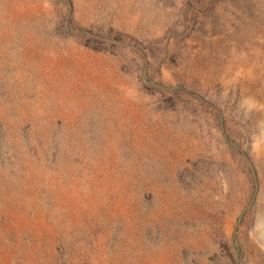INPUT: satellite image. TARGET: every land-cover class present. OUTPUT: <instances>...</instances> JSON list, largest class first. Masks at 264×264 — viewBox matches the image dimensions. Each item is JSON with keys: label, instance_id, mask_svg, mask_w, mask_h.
Segmentation results:
<instances>
[{"label": "rangeland", "instance_id": "1", "mask_svg": "<svg viewBox=\"0 0 264 264\" xmlns=\"http://www.w3.org/2000/svg\"><path fill=\"white\" fill-rule=\"evenodd\" d=\"M0 264H264V0H0Z\"/></svg>", "mask_w": 264, "mask_h": 264}]
</instances>
